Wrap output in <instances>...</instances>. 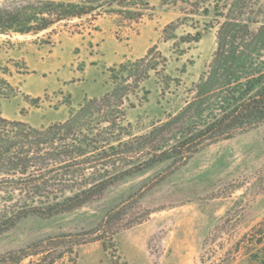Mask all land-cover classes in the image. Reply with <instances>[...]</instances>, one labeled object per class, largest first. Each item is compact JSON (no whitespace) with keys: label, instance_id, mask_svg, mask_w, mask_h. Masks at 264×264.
<instances>
[{"label":"rangeland","instance_id":"374dc122","mask_svg":"<svg viewBox=\"0 0 264 264\" xmlns=\"http://www.w3.org/2000/svg\"><path fill=\"white\" fill-rule=\"evenodd\" d=\"M19 1L29 15L47 11L40 0H0V7ZM149 4L133 19L115 7L96 20L55 23L38 36H0V116L36 129L72 119L77 145L84 134L90 144L117 146L181 115L160 139L166 151L176 136L221 113L187 108L199 96L201 78L219 77L205 88L208 102L223 100L231 108L259 89L249 80L264 74V28L239 48L238 65L213 67L223 19L212 7L208 16L179 22L178 6ZM260 19L264 24V12ZM223 77L233 84H223ZM150 157L125 154L108 163V175L131 172L85 207L20 220L0 235V259L49 237L85 234L121 206L122 226L111 239L78 237L82 244L72 253L60 249L42 264L54 258L55 264H250L259 248L249 235L264 220V121L202 145L187 160L171 155L139 170Z\"/></svg>","mask_w":264,"mask_h":264},{"label":"trees","instance_id":"16d2710c","mask_svg":"<svg viewBox=\"0 0 264 264\" xmlns=\"http://www.w3.org/2000/svg\"><path fill=\"white\" fill-rule=\"evenodd\" d=\"M160 1L163 5L178 6L183 15L179 22L193 21L196 16H208L211 7L216 12L215 17L223 19L218 22V48L213 67H220L225 62L238 65L242 60L237 54L239 48L264 28L260 19L264 12V0ZM36 3L47 11L42 9L29 15L26 6H22L24 1L1 6L0 36H38L55 23L85 16L96 20L102 14L114 13L115 7L125 10L129 18L133 19L134 12L145 11L150 7L149 0H59L58 3L40 0ZM36 3L29 2L28 5L34 6ZM192 40L198 42L200 34L197 33ZM155 49L157 47H153L149 55ZM205 78H201L197 86L199 96L187 108L195 111V114L204 107L220 110L221 113L200 129L180 133L175 138L176 144L166 151H163L160 139L164 132H172L169 127L175 122L179 123L181 115L153 127L144 135L125 142L119 141L117 146H106L101 141L90 144V139L84 134V142L77 145L72 119L46 129H36L23 121L0 116V235L29 216L50 218L75 211L99 199L109 187L130 174L131 171H127L113 176L108 175L105 169L108 163L119 161L125 154H150L149 159L139 162V170L148 169L171 155L181 162L189 159L206 143L229 139L239 130L264 121V74L249 80L252 84L258 83L259 89L250 97L240 99L232 108L223 100L217 101L218 104L208 102L209 95L205 94V88L219 77ZM204 80L207 82L202 86ZM220 80L227 86L233 84L230 77ZM239 81L234 82L240 84ZM97 102L94 100L91 104ZM89 170L93 172L89 173ZM122 211L121 206L114 208L96 228L85 234L49 237L6 254L0 262L21 264L31 257H41L37 264H42L60 249H70L72 253L73 246L82 244L78 237L99 234L97 240L111 239L122 226ZM252 231L249 235L251 244L259 249L251 256L250 264H264V220ZM55 260L57 258L52 259L50 264H55Z\"/></svg>","mask_w":264,"mask_h":264}]
</instances>
